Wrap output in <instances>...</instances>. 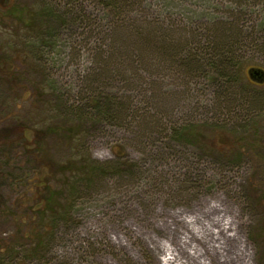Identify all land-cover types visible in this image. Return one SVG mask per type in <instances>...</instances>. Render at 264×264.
<instances>
[{"label": "rangeland", "instance_id": "1", "mask_svg": "<svg viewBox=\"0 0 264 264\" xmlns=\"http://www.w3.org/2000/svg\"><path fill=\"white\" fill-rule=\"evenodd\" d=\"M53 1L52 25L59 28L54 48L25 61L15 58L13 41L8 53L22 78L8 83L0 69V127L13 124L9 112L16 113L30 144L38 127L79 128L74 143L46 138L54 160L66 162L80 152L100 166L118 161L121 168L76 186L75 214L61 221L42 257L31 259L32 239L24 234L35 224L33 145L5 149L3 160L18 185L1 182L0 189L6 203L20 209L17 217H0V251L16 247L20 255L12 264H264V210L258 205L264 197V81L249 76L251 69L264 71V30L258 27L264 5L246 16L236 11V0H148L133 21H146L178 45L160 58L144 52L128 31L115 30L96 0L80 1L86 13L75 11L78 21L68 16L70 0ZM238 22L250 38L236 47L227 82L213 73L209 61L216 50L208 45ZM5 46L0 40V49ZM106 64L110 79L101 84ZM95 99L129 111L92 120L106 108L94 107ZM78 113L86 119L78 120ZM185 129L201 131L203 139ZM237 140L239 150L231 144ZM213 142L218 147L209 149ZM62 180L58 185L67 190Z\"/></svg>", "mask_w": 264, "mask_h": 264}, {"label": "trees", "instance_id": "2", "mask_svg": "<svg viewBox=\"0 0 264 264\" xmlns=\"http://www.w3.org/2000/svg\"><path fill=\"white\" fill-rule=\"evenodd\" d=\"M80 1L81 0H70L68 2V4L72 6L68 16L76 14L78 18H73L75 21L80 19L78 14L86 13L85 6L82 2L80 3ZM96 2V6H99L105 11V18L110 20L108 23H112L114 27H117L114 28L115 30L124 29L128 31L130 39H132V37L136 38V40L142 44L144 52H155V55L161 58V54H166L167 51L173 53L176 47H178L175 43L176 40L174 36L161 33V30L155 29L152 25L149 26L148 24V26H146V21H137L136 23L133 21V13L137 9H141L148 0H96ZM233 2L237 5L235 9L239 12V15L246 16L248 12L254 10L258 5H264V0H236ZM56 10L57 8L54 6L53 0H36L32 5H23L18 0H0V40H3L6 45L0 49L2 50L0 51V69H2V71L4 70L3 73H6V76H8L6 82L13 83L15 80L20 79V77L22 78V75L20 76L15 68L18 64H14V67L11 65L15 58H23L25 61L33 60L39 56L44 57V55L48 53L47 51L54 48L58 36L57 30L59 29L52 25V17L56 16ZM75 11L79 13L77 14ZM65 18L67 19V17ZM258 27L264 30V17L261 23L258 24ZM219 33L220 35L214 37L213 43L209 41L208 46H211V50H216V55H210L209 65L213 73L218 74L228 82L233 78L232 74L234 68L232 66L234 55L236 54V47H242L243 43H245L250 36H248V33H245L244 27L241 26L239 22L237 25L229 27L228 29H223L222 32ZM13 41L16 44L15 46L19 47V49H13L16 54L15 58L8 53V50L13 46ZM186 42H189V39H186ZM185 56L186 58L193 57L191 52H187ZM8 64L12 66L9 70L10 72L7 71L8 68L6 65ZM108 68L110 69V66L106 64V67L99 75L101 84H104L105 81L110 79V71ZM33 71L38 72L40 69L36 67ZM105 71H108V73ZM52 90L54 89L52 88ZM36 94H38V97L43 96L42 93ZM225 94L231 96L230 90ZM243 99H246V96L241 100L243 101ZM251 100L256 102L259 101V98L253 97ZM107 102L104 103L101 99H95L93 101L92 105H94V107L99 108L106 106V108L92 120L100 121L101 119L106 120L107 117H119L123 113H127L126 111H129V108H120L116 101L109 100ZM15 114L14 112H9V115L12 116L13 124L0 127V185L5 182H8V184L12 186L18 185L17 176L8 170L10 163L3 160L6 152L5 149L14 146L16 142L25 144L27 149L33 145V148L28 149V151L35 160V171L31 179L32 186L30 188L32 197L35 198L31 205L30 218L35 220V224L34 228L31 227L24 236L27 235L26 238L32 239L29 245L30 247L32 246L30 248V258L40 259L45 250L50 248L56 241L57 229L61 221L70 219L75 214V207H77L78 203V198H76V196L79 190L76 186L84 181L93 182V179L101 174L105 175L111 172L117 173L121 168V164L116 161L114 163H109L107 167L105 165L100 166V164L92 160L91 157L88 158L83 156L80 152L76 156H72L66 162H58L50 156L49 146L45 143L46 138L55 136L59 142L74 143V141L78 139V135L80 136V129L74 128L73 126L66 127L56 124L41 129L38 127L32 129L34 143L30 144L25 138L26 124L20 120V116H15ZM77 116L78 120L83 121L86 119L81 113H78ZM185 130H188V135L195 138V140L203 139L201 131L195 132V130L192 129ZM178 134L181 135L180 133ZM80 139L82 138L80 137ZM241 142L242 140H237V143L232 141L231 144L236 150H239L241 148ZM214 147L217 148L218 145L216 146V143L213 142L212 145L209 146V149H214ZM234 155L240 157L241 153H235ZM62 178L70 184L67 190H63V188L58 185L63 181ZM1 182L3 183L1 184ZM258 205L264 210V197L258 201ZM19 209V205H8L6 203L0 189V217L5 215L17 217L19 215ZM24 236L22 237L24 238ZM261 237H264V221ZM19 255L20 253L16 250V247H14V249L6 248L4 253L0 251V264H12L11 260L15 258L16 260L14 262L17 263L16 261L19 259ZM21 261L25 262V259Z\"/></svg>", "mask_w": 264, "mask_h": 264}, {"label": "water", "instance_id": "3", "mask_svg": "<svg viewBox=\"0 0 264 264\" xmlns=\"http://www.w3.org/2000/svg\"><path fill=\"white\" fill-rule=\"evenodd\" d=\"M249 76L251 78H258L259 82L264 81V71L263 70H255V69H251L249 71ZM256 76V77H255Z\"/></svg>", "mask_w": 264, "mask_h": 264}, {"label": "flooded vegetation", "instance_id": "4", "mask_svg": "<svg viewBox=\"0 0 264 264\" xmlns=\"http://www.w3.org/2000/svg\"><path fill=\"white\" fill-rule=\"evenodd\" d=\"M257 80H259L258 78H256Z\"/></svg>", "mask_w": 264, "mask_h": 264}]
</instances>
